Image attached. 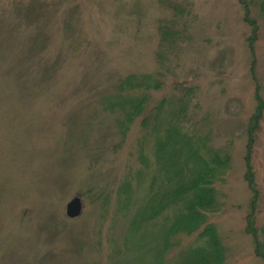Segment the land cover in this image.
<instances>
[{
  "label": "rangeland",
  "instance_id": "rangeland-1",
  "mask_svg": "<svg viewBox=\"0 0 264 264\" xmlns=\"http://www.w3.org/2000/svg\"><path fill=\"white\" fill-rule=\"evenodd\" d=\"M32 1L0 0V264H109L111 243L122 250L130 218L116 214L100 188L123 176L126 166L135 168L141 133L133 127L123 145L99 107L112 80L152 71L156 25L159 18L170 16L164 11L159 17V2L168 0H52L38 30H21L22 20L13 9L27 13L29 7V15L36 13L43 0ZM191 1L196 17L188 25L191 40L179 75L187 79L199 74L198 85L205 83L207 92L201 93V101L213 113L215 142L222 146L233 140L228 184L221 191L224 206L213 221L227 248L228 264H261L243 222L250 199L243 179V135L258 91L264 100L259 0ZM244 1L251 3V16L259 26L251 43L250 27L243 21ZM129 23L141 29L136 41L122 38ZM82 42L85 46L79 47ZM65 54L71 56L64 59ZM178 76L171 78L181 81ZM167 95L158 93L153 103ZM246 157L258 189L256 225L261 227L264 111ZM172 182L161 178L154 192ZM133 185L132 201L137 202L145 183ZM74 197L80 198L82 210L69 219L65 207Z\"/></svg>",
  "mask_w": 264,
  "mask_h": 264
},
{
  "label": "trees",
  "instance_id": "trees-1",
  "mask_svg": "<svg viewBox=\"0 0 264 264\" xmlns=\"http://www.w3.org/2000/svg\"><path fill=\"white\" fill-rule=\"evenodd\" d=\"M45 1L40 6L36 5L37 12L30 15L29 7L27 13L13 9L17 19L22 20L21 30L40 28L43 16L51 11L48 7L52 6V0ZM171 2L175 0L159 2L163 10L158 13L159 17L164 11L170 16L158 17L155 29L158 49L153 53L152 71L130 72L112 80L99 107L107 119L110 118L111 126L123 140V145L133 127L141 133L136 141L135 168L126 166L123 176H115V181L100 188L104 198L112 200V210L116 214H128L130 218L120 242L122 250L111 243L109 264H228L227 248L213 220L221 214L224 206L220 201L221 191L228 184L233 140H227L222 146L215 142L213 113L201 101V93L207 95V92L203 90L205 83H202L203 89L198 85L201 82L199 74L187 79L179 75L187 60L186 43L191 40L188 25L193 23L196 10L191 0H176L173 6ZM34 4L35 0L31 5ZM243 4V21L250 27L248 40L251 39V43L254 41L252 38L257 37L259 26L251 16V3L245 4L244 1ZM255 5L264 20V0ZM153 17H148V23ZM130 26L129 23L123 33L124 40L140 35V28ZM147 40L144 43L150 46ZM87 42V47H91L89 43L92 42ZM81 44L84 47L86 43H79V47ZM70 56L65 54L64 59ZM175 74L181 81L171 78ZM47 80H42L41 86ZM163 91L168 95L153 103L155 95ZM212 95L209 96L211 102L216 103V97L212 99ZM254 111L247 120L243 135V179L250 194L243 222L252 252L264 264V225H256L258 189L246 157L256 142L264 111V100L259 91ZM118 145L117 140L111 151ZM161 178L166 183L169 180L173 182L169 188L155 193ZM137 182L145 183V187L139 189L138 200L133 202V184ZM223 196L227 198L225 194Z\"/></svg>",
  "mask_w": 264,
  "mask_h": 264
},
{
  "label": "water",
  "instance_id": "water-1",
  "mask_svg": "<svg viewBox=\"0 0 264 264\" xmlns=\"http://www.w3.org/2000/svg\"><path fill=\"white\" fill-rule=\"evenodd\" d=\"M82 210L80 198H72L65 207V216L69 219L77 218Z\"/></svg>",
  "mask_w": 264,
  "mask_h": 264
}]
</instances>
